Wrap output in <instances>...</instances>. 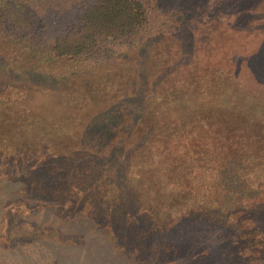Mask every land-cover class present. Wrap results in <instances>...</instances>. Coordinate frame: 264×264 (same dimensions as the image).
Masks as SVG:
<instances>
[{
    "label": "trees",
    "instance_id": "16d2710c",
    "mask_svg": "<svg viewBox=\"0 0 264 264\" xmlns=\"http://www.w3.org/2000/svg\"><path fill=\"white\" fill-rule=\"evenodd\" d=\"M158 4L0 0V175L87 217L132 264H219L164 241L185 221L264 259L263 12L212 39L187 19L158 32Z\"/></svg>",
    "mask_w": 264,
    "mask_h": 264
},
{
    "label": "rangeland",
    "instance_id": "374dc122",
    "mask_svg": "<svg viewBox=\"0 0 264 264\" xmlns=\"http://www.w3.org/2000/svg\"><path fill=\"white\" fill-rule=\"evenodd\" d=\"M158 2L161 21L158 32L169 30V33L174 35L186 29V24L180 27L185 19L190 26L197 25L195 32L212 35L213 39L217 36L215 32L218 25L233 26L234 21L249 15L245 10L259 4V9L264 15V0ZM217 15H227V19L220 23L221 20L214 19ZM249 16L252 17L253 13ZM200 17H203V20L199 21ZM224 38L228 36L225 35ZM123 59L122 56L119 57L117 64ZM10 181L0 175V264H132L125 257L131 260L135 258L134 255L127 251H110L111 237L95 227L87 217L78 213H61L60 208L52 203H44L39 193L23 192L21 183ZM44 228L49 230L44 232L43 236L40 233ZM56 230L60 231L61 236L72 235L77 240L80 239L82 245L57 243ZM164 241H177L183 248L182 251L188 254L208 249L219 264H264V259L248 262L238 254L239 257L235 256V248L242 249V245L238 244L237 247L227 230L210 227L198 221L183 222L173 233L168 234Z\"/></svg>",
    "mask_w": 264,
    "mask_h": 264
}]
</instances>
